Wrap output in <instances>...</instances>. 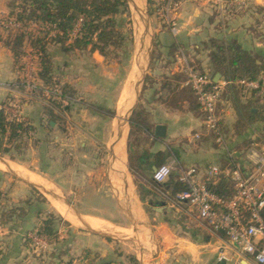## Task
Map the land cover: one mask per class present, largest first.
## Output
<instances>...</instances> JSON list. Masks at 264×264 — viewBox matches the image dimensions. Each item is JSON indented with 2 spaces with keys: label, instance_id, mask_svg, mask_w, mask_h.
Segmentation results:
<instances>
[{
  "label": "crops",
  "instance_id": "obj_1",
  "mask_svg": "<svg viewBox=\"0 0 264 264\" xmlns=\"http://www.w3.org/2000/svg\"><path fill=\"white\" fill-rule=\"evenodd\" d=\"M8 1L0 0V14L6 15L8 12ZM130 1L131 5L136 8L141 7V0ZM148 1L154 3L153 7L157 8L158 0H145L146 3ZM179 2L177 11L171 14L166 21H158V25L155 27L156 37L161 44L160 51L163 61L153 62L146 72L148 81L143 82L138 106L133 112L137 120L132 127L129 126L126 138L128 164L130 159L134 168L145 172L144 174L148 175L149 178H152L153 168L156 169L161 165L171 166V177L160 184L164 186V189L156 195L151 191L147 192L143 202L133 180L126 178L123 166L125 159L123 142L127 132V126H125L121 130V141L116 145L111 157L112 166L124 174L122 177L124 183L121 186L112 181L108 171L105 174V199L107 197L114 199L115 209L105 205V217H103L92 213H81L75 207L83 217L79 219L63 203L53 200L52 205L63 218H65L64 215H68L70 220L65 219L77 227L84 226L98 230L104 223L105 228L118 227L122 231L135 227L140 235L151 236L157 243L159 261L164 264H219L221 254L226 257L223 260L225 264H254L248 258L238 256L236 249L226 241L225 237L207 228L194 210L177 203L175 195L171 197L170 186L172 182L179 180L182 171L191 168L197 171V180L204 181L208 167H228V165H220L219 163L221 160L224 161V154L227 153L230 156L233 152L229 151V146L226 144L222 147L215 142L211 134L204 129L201 114L196 117L190 108L189 99L183 97L182 90L186 86L187 79L185 69L191 67V63L205 70L209 67L208 53L210 47L208 41L211 38L226 41L236 40L244 49L257 50L264 55V0H179ZM138 12L140 14V11ZM139 14L135 12L136 17H140ZM135 20L137 19L135 18ZM167 21L172 22V25ZM140 29L141 25L136 24V33ZM3 40L2 37L0 39V103L6 102L5 107L8 106L13 109L12 114L9 115L10 118H17L28 122L33 127H40L46 116L36 100L28 99L19 109L16 105V100L30 97L27 91L21 92L9 86L21 77H19L13 53L5 46ZM25 51L27 52L26 56L30 55V48H25ZM49 54L55 70L59 64L56 61L60 58L63 61L65 71H72L73 61L64 62L68 61V58L76 56H66L53 46H50ZM75 55H77L76 58L81 57L78 53ZM30 56L34 61L36 60L32 55ZM88 56V59L93 61V65H87L84 69H80L79 76L81 77L77 81L72 80L71 77L68 78L66 76L68 72H65L63 77L54 73L55 77H58L63 84L73 87L72 83L76 82L73 88L76 94L81 95V97L80 100L76 99L72 102L75 105L73 108L70 107L66 113L71 116L77 111L80 116H85L82 118L88 117V112L81 110V108L85 106V101H87L85 97L88 92L98 87V83L93 80L94 74L92 73H96L100 69L104 70V67L107 68V61L105 62V58L97 52L88 54ZM32 70L34 71V78L35 67ZM24 71V76L29 75L26 66ZM261 78L264 83V74ZM134 80L135 73L132 72L118 102L119 114H124L132 105V102L127 103L126 99ZM162 84L169 85L174 92L168 91V89L161 90ZM217 84L220 89L226 85L221 81V78ZM174 95L177 96L176 102L172 101ZM242 101L246 104L247 97L242 98ZM221 114H223L224 119H230L233 122L236 120L235 111L230 106L222 109ZM217 116L221 129V118L219 115ZM115 124L116 120L113 125L115 126ZM157 126L165 127L163 137L155 135ZM68 130L66 128L65 131ZM195 134H200L201 138L194 140ZM69 135L72 137V132ZM71 137L66 142H69ZM209 138L213 139L214 143L220 147L221 153L211 146ZM56 139L59 138L55 136ZM114 142L115 139H112L110 145L112 146ZM256 147L254 144L252 148ZM234 154L239 158L238 152ZM0 169L15 170L12 165L2 160H0ZM26 178L31 183L41 187L44 192L49 190V186L40 178L33 175H26ZM85 195L83 194V196ZM154 196L160 197L161 201L158 205L160 208L154 209L158 211L156 217L150 218L144 205L148 203L151 205V199ZM116 215L119 217H117L118 219L112 220L110 218ZM119 220H127L130 225L122 227V225L117 224ZM181 225L186 228L185 225L196 227L194 229L197 230H194V233L176 235L173 231L174 227ZM200 236L201 240H199ZM108 255H110L109 252ZM112 257L115 255L113 254ZM114 259L112 260L118 261L116 258Z\"/></svg>",
  "mask_w": 264,
  "mask_h": 264
},
{
  "label": "rangeland",
  "instance_id": "obj_2",
  "mask_svg": "<svg viewBox=\"0 0 264 264\" xmlns=\"http://www.w3.org/2000/svg\"><path fill=\"white\" fill-rule=\"evenodd\" d=\"M22 2V0H14L16 7H20ZM148 3L141 0V7L137 8L141 18L135 16L134 8L130 2H128V16L119 15L116 18L118 28L125 35L126 42L118 50V53L117 51L114 53L115 56L112 54L109 58H105L106 69L104 67V70L100 69L96 73H92L94 74L93 80L98 83V87L88 92L85 97L87 100L85 106L81 108L88 112V117L82 118L85 116H80L77 111L72 116L65 114L62 122L58 121L56 125L53 124V130H48L45 117L40 127H34L36 133L27 142V148L23 154H17L15 150H12L10 155L1 157L15 169H0L2 172L0 190L3 194L0 197L4 196L1 201L2 206L5 207L7 213L10 208H22L25 213L18 211L15 216L18 214L20 216L12 221H6L7 217H0V264H151L150 250L155 242L151 236L140 235L135 227L127 228V231H122L118 227L105 228V223L100 229L93 230L98 234H92L84 226L77 227L67 221L52 205L55 200L71 209L76 210L77 208L81 213H92L103 217H105V205L115 209V200L110 197L105 199V174L108 171L113 182H117L121 186L124 183L122 180L124 174L112 166L109 155L110 144L112 139L114 140L115 126L113 123L115 116L119 114L118 102L131 73H136L135 55L140 49H142L141 62L145 70L143 82L148 81L146 72L150 65L157 60V62L163 61L160 51L161 44L155 32L158 21H162V19L158 16L156 8L149 7ZM11 12L13 13L10 16ZM16 12L17 9L13 11L8 9L6 15L2 14V16L5 18L10 16L11 19H15ZM136 24L141 25L138 33H136ZM80 55L81 57L78 58H76L77 55H74L76 57L68 58V61L64 62L73 61L72 71H65L62 59L58 58L56 62L59 64L55 73L59 77H63L65 72H68L66 76L77 81L81 77L79 76L80 69H84L87 65H93V61L88 59L87 53ZM35 61L30 55L24 58L28 76L32 78ZM66 68L68 67L66 66ZM133 83L134 81H132L128 97L133 89ZM72 84L74 87L76 82ZM142 86L143 84L138 89V95L134 99L128 100L127 103L135 102L138 106V97ZM28 92L30 98L16 100L18 109L22 108L28 99L36 100L43 109L47 99L36 96L31 91ZM246 96L247 92L244 89L235 84H226L221 87L219 99L215 104V112L221 118V130L225 144L229 146L230 152L241 153L238 165L244 168L248 167L245 155L249 149H246V143L256 144L258 150L264 147V122L252 125L249 132L243 131L240 133L241 135L235 132V124L239 121L241 112L244 111L242 98ZM76 97L80 100L81 95L76 94ZM188 98L194 100L192 94ZM74 105L73 103L69 104L71 108ZM226 106L234 109L235 122L223 118L221 110ZM4 108L7 114H12L11 107L4 105ZM194 110L196 117H199L196 105ZM61 128L69 130L63 133L58 131ZM70 128L73 130L71 131ZM128 130L129 124L123 142L124 172L127 179L133 180L141 201L144 202L147 191L139 179H134L128 168L126 159ZM70 132H72V137L69 135ZM55 136L59 139L55 140ZM69 137L71 140L66 142L67 139H70ZM208 140H210L211 146L221 153L222 150L214 143L213 139L209 138ZM219 164L226 165L222 160ZM26 175L40 178L49 186L50 194L31 186ZM161 191L160 188L152 190L155 195ZM83 194L86 195L83 196ZM157 197L154 196L151 199V205L149 203L144 205L150 218H155L158 211L154 209L160 208L158 205L161 199L159 196ZM47 217L52 219L57 232V238L52 239L51 242L36 233L39 222ZM117 217L116 215L110 218L116 220L119 218ZM117 224L122 227L130 225L127 220H119ZM185 226L187 228L182 225L175 226L174 233L184 235V233H194V230H197L194 229L196 227ZM33 236H36L41 242L36 243L32 239ZM201 239L200 236L199 240ZM113 254L115 257H112ZM114 258L118 261H113ZM158 263L164 264L161 261Z\"/></svg>",
  "mask_w": 264,
  "mask_h": 264
},
{
  "label": "trees",
  "instance_id": "obj_3",
  "mask_svg": "<svg viewBox=\"0 0 264 264\" xmlns=\"http://www.w3.org/2000/svg\"><path fill=\"white\" fill-rule=\"evenodd\" d=\"M22 1L21 6L16 7L14 0H9L7 7L11 11L17 9L15 20L23 24V28L0 31V39L4 38L3 43L13 53L17 71L20 75L19 77H21L9 86L21 92L27 91L24 84V58L27 55L25 48H30L29 54L36 59L34 64L35 88L31 92L36 96L47 99V103L43 108L47 119L46 126L48 130H53L51 123L56 125L58 121H63V115L70 109L69 104L76 100V91L72 86L63 84L58 77H55V67L49 54V47L58 48L66 56L77 53L92 54L97 52L103 58H109L116 51L118 53V50L124 46L126 38L119 30L116 18L119 15L128 16V1ZM173 1L177 2L179 0ZM148 4L149 7L154 5L152 2ZM10 16L8 19L12 18ZM4 21L6 23L7 20ZM31 24H37L43 29L31 28ZM208 44L210 47L208 53L209 67L205 70L191 63L190 66L195 71L201 75L208 76L210 79H213L214 75L219 73L222 82L227 85L235 84L240 88L242 87L237 84L240 80L257 81L259 84L258 89L247 92V102L244 104V111L241 112L239 121L235 124V132L238 135L243 131L249 132L252 125L264 122V93L261 91L263 87L261 77L264 74V55L257 50L244 49L236 40L226 41L211 38ZM165 89L174 92L169 85L162 84L161 90ZM182 92L185 98L193 94L189 86H184ZM176 98L177 96L174 95L172 101L176 102ZM189 103L193 112L196 105L200 115L196 99L189 100ZM5 104L6 102L0 103V157L10 155L12 150L21 155L27 148V142L34 136L36 131L28 122L10 118L4 108ZM136 120V115L133 113L129 126L132 127ZM140 124L142 125V123ZM59 130L64 132L65 128ZM211 137L214 138V135L211 134ZM253 145L254 143L247 142L245 147L248 150ZM238 153L240 158L241 153ZM239 158L234 153L230 156L226 153L223 156L224 162L230 168L239 166ZM128 168L130 174L135 180L139 179V182L144 185L147 192H152L153 188L164 189V186L154 182L152 178L144 174L145 172L135 169L130 159ZM1 176L2 172L0 171V183L2 182ZM205 184L211 193L223 200H229L235 194L234 185L226 176L221 175L216 180H206ZM170 188L171 197H174L177 192L184 189V186L175 181L171 183ZM1 195L3 194L0 190ZM2 198L4 199V196L0 197V217H7L6 221H12V219L19 217L20 214L15 216L18 211L25 213L22 208H10L7 213L5 207L2 206ZM261 218L264 224V210L261 213ZM36 233L49 242L57 238V232L50 217L39 222Z\"/></svg>",
  "mask_w": 264,
  "mask_h": 264
},
{
  "label": "built area",
  "instance_id": "obj_4",
  "mask_svg": "<svg viewBox=\"0 0 264 264\" xmlns=\"http://www.w3.org/2000/svg\"><path fill=\"white\" fill-rule=\"evenodd\" d=\"M179 4V1L158 0L156 12L166 21L177 11ZM4 20H7L6 23ZM168 23L172 25V22ZM30 26L43 29L37 24ZM20 28H23V24L0 14V31ZM185 72L186 86L190 87L198 103L204 129L214 135L217 144L224 147L225 141L215 112L220 91L218 84L208 76L199 74L192 67H186ZM24 84L27 91L35 88L34 79L28 75L25 76ZM237 84L246 92L259 88L257 81L240 80ZM261 91L264 93L263 87ZM200 138V134H195L193 137L194 140ZM245 158L247 168L208 167L204 181L197 180L198 174L194 168L182 171L178 182L184 186V189L175 194V201L194 210L198 218L212 232L222 234L236 249L238 256L246 257L254 264H264V224L261 218L264 210V148L259 150L250 148ZM171 173V166L161 165L154 170L152 179L162 184L171 177ZM221 175L228 177L234 185L235 194L229 200H223L211 193L205 184L206 180H216ZM32 239L36 243L41 242L36 236ZM225 259L224 254H221L219 261Z\"/></svg>",
  "mask_w": 264,
  "mask_h": 264
},
{
  "label": "water",
  "instance_id": "obj_5",
  "mask_svg": "<svg viewBox=\"0 0 264 264\" xmlns=\"http://www.w3.org/2000/svg\"><path fill=\"white\" fill-rule=\"evenodd\" d=\"M128 2L131 3L130 0H128ZM133 8H134V11L137 12L139 14V10L134 6L132 5ZM140 15V18H141V14ZM143 20V19H142ZM141 53H142V49H140L136 55H135V67H136V73H135V80H134V83H133V89L131 91V94L129 97H127L126 99V102L128 100H130L131 98H135L136 95H138V89L141 87V85L143 84V81H144V77H145V70L143 68V64L141 62ZM221 78V75L219 73L215 74L214 76V83H217ZM139 98V97H138ZM137 104H135V102H133V104L131 105V107L129 108L128 111H126L124 114H117L115 116V120H116V125H115V132H114V139H115V142L114 144H112V146H110L109 148V155H110V158L112 157L113 153H114V149L116 147V145L118 144V142L121 141V135H122V132L121 130L127 126L128 124H130V118L133 114V111L134 109L136 108ZM51 126H53V123H51ZM155 135L157 137H163L165 135V127L164 126H157L155 128ZM0 160L3 161V159H1L0 157ZM153 170H155V168H153ZM29 184L33 187H36L38 189H41V187H39L38 185L34 184V183H31L29 182ZM47 193H49L47 191ZM50 194V193H49ZM67 208L79 219H82L83 217L75 210V209H71L69 206H67ZM87 230H89V232H91L92 234H98L96 233L95 231H93L92 229L88 228V227H85ZM150 256H151V264H159V260H158V256H159V251H158V247H157V244L154 242L153 243V247L152 249L150 250ZM219 264H225V261H220Z\"/></svg>",
  "mask_w": 264,
  "mask_h": 264
},
{
  "label": "bare ground",
  "instance_id": "obj_6",
  "mask_svg": "<svg viewBox=\"0 0 264 264\" xmlns=\"http://www.w3.org/2000/svg\"><path fill=\"white\" fill-rule=\"evenodd\" d=\"M121 103H123L122 101H121ZM122 106V105H121ZM119 107H120V104H119ZM121 108V107H120ZM118 110H119V108H118ZM121 110V109H120ZM60 210V209H59ZM61 211V210H60ZM61 214H63L64 215V213L61 211ZM64 217L66 218V219H69L70 220V218L67 216V215H64Z\"/></svg>",
  "mask_w": 264,
  "mask_h": 264
}]
</instances>
